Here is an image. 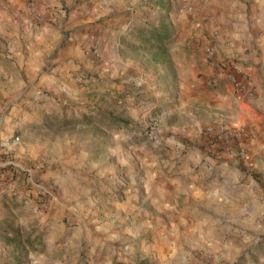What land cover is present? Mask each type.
Segmentation results:
<instances>
[{"label": "crops", "instance_id": "0c3cea01", "mask_svg": "<svg viewBox=\"0 0 264 264\" xmlns=\"http://www.w3.org/2000/svg\"><path fill=\"white\" fill-rule=\"evenodd\" d=\"M2 7L0 140L92 100L112 131L159 118L161 138L132 163L104 156L95 167L86 144L19 142L0 163V219L37 211L47 193L45 219L98 216L111 263L264 264V0H88L67 17L38 14L40 25L27 0ZM225 60L249 96L218 67ZM113 172L123 186H108Z\"/></svg>", "mask_w": 264, "mask_h": 264}, {"label": "rangeland", "instance_id": "374dc122", "mask_svg": "<svg viewBox=\"0 0 264 264\" xmlns=\"http://www.w3.org/2000/svg\"><path fill=\"white\" fill-rule=\"evenodd\" d=\"M32 1L35 3L36 14L46 15L49 11L59 16L60 13L66 11L64 16L67 17L69 13L75 10L78 11L76 8L79 3L87 2L88 0H49L50 3H48V0H27V6ZM53 1L55 2L52 5ZM4 2L5 0H0V15L2 17L5 16L2 9ZM38 5L44 6L42 12L38 11ZM30 15L34 20L33 14L30 13ZM96 48L97 43L93 41V45L87 47V52L96 51ZM82 76H84L82 80H86L89 77V75L85 76L83 74L81 76L75 75L74 78H81ZM92 99L95 100V97ZM134 101L137 102L136 100ZM98 109L96 101L93 100L89 104L63 105L60 107L62 117L52 116L45 119L42 123L31 122L30 124L19 126L15 128L13 135L19 138V142L46 141L60 144L61 146L65 144L64 142H72L70 146L76 150L80 149L78 147L81 144L89 145L90 153L92 154V159L88 162L90 167L91 165L95 167V165L102 164L104 156L109 158L119 156L122 161H130L132 163L136 156L139 157L143 154L140 145L149 149V144L161 138L159 118L151 121L145 118L143 122L137 123L135 127L131 129L124 128L123 131L116 133L111 130L112 124L110 122L105 123L99 119L97 116ZM30 114L34 115V112H30ZM157 115H159V112ZM75 120L80 122L68 125L62 123V121L75 122ZM151 132L153 135L150 136ZM103 144H109L108 146L117 144V148L103 147ZM191 144V142H188L189 146ZM49 149L52 150V147ZM158 158H163V155ZM46 160L45 158L41 160L42 166L36 167L39 169L46 167ZM135 172L142 174L143 170L140 171L137 168ZM116 173L113 172L106 178L108 179V186H111L109 184L113 180L112 184H116L115 186L124 185L122 182V180H125L124 173L120 172L118 173L119 175ZM125 183L127 182L125 181ZM111 188L108 187V191H104L103 194L110 197L115 196L117 190ZM37 211L38 213H36ZM37 211L32 206L22 217H19V220L8 216L0 219L4 221L6 226H10L16 232L15 235H8L0 231V264L2 262L8 264L111 263L112 250L107 246L106 241L102 238V233L98 230L97 221L99 218L95 213L90 211L81 212L79 208H74L72 212L67 214L49 213L47 219H45L46 210L37 209ZM121 247V249H126L127 244H123ZM126 260H129L127 256Z\"/></svg>", "mask_w": 264, "mask_h": 264}, {"label": "built area", "instance_id": "2783aa9c", "mask_svg": "<svg viewBox=\"0 0 264 264\" xmlns=\"http://www.w3.org/2000/svg\"><path fill=\"white\" fill-rule=\"evenodd\" d=\"M29 12L33 14L34 20L37 25L42 24V17L36 14L35 12V3L32 1L29 3ZM208 56H211V50L208 51ZM96 57V60H99L100 57L98 55H94ZM218 67L225 73L227 79L230 83H232L237 91L244 96H249L250 92L248 89L243 85L242 81L238 77V72L234 69L232 65V61L225 60L220 63H218ZM210 132V130L208 131ZM225 133H227V136L229 137H236L238 135L237 130H226ZM153 135L150 133V136ZM11 141L8 143V141L0 140V163L1 161H4L6 163H10V160L12 159V146L19 144V138L17 136H12ZM36 166H42V161L39 159L34 162ZM21 171L19 169L14 170V174H20ZM5 191V188L3 187L1 181H0V194ZM49 196L47 193H44L43 196L39 199L38 209L40 210H46L47 205L49 203Z\"/></svg>", "mask_w": 264, "mask_h": 264}, {"label": "trees", "instance_id": "16d2710c", "mask_svg": "<svg viewBox=\"0 0 264 264\" xmlns=\"http://www.w3.org/2000/svg\"><path fill=\"white\" fill-rule=\"evenodd\" d=\"M161 32L162 31L159 30V29H152L151 30V34L153 35L154 42L156 44L162 43L161 40L158 39V36L161 34ZM79 122L80 121H78V120H75V122L74 121H62V123L65 124V125L72 124V123H79ZM110 122H112V120ZM125 128H128L127 125H125ZM129 131H131V130H129ZM0 231L6 233L8 235H10V234H14L15 235V233H16L10 226H6V224L2 220H0ZM1 264H8V263L2 262ZM111 264H147V261H140V262H137V263H123V262L113 261Z\"/></svg>", "mask_w": 264, "mask_h": 264}]
</instances>
